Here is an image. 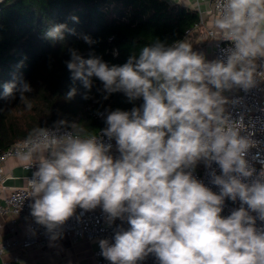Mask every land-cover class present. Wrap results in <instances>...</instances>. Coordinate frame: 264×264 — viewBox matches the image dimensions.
Masks as SVG:
<instances>
[{"label": "clouds", "instance_id": "1", "mask_svg": "<svg viewBox=\"0 0 264 264\" xmlns=\"http://www.w3.org/2000/svg\"><path fill=\"white\" fill-rule=\"evenodd\" d=\"M215 9L213 40L228 46L222 58L211 61L187 39L171 44L154 39L122 65L67 49L72 79L89 92L97 78L104 100L122 92L128 102L143 103L130 111L97 110L105 124L99 130L66 119L52 127L37 125L16 146L14 155L25 170L36 166L31 178L24 177L30 215L50 242L62 237L77 208L101 207L108 226L117 219L129 225L117 226L114 242L98 241L111 264H137L149 255L159 264H264V226L257 227V220L264 222V160L257 170L248 159L258 143L248 131L254 125L246 126L243 116L233 119L226 105L239 101L224 95L264 81V63H258L264 60V0H215ZM65 32L75 34L58 23L44 35L64 41ZM32 91L21 78L5 84L0 98L11 102L18 94L20 105L31 111L33 99L26 94ZM76 93L72 87L65 99ZM83 98L91 97L86 92ZM103 137L115 140L118 158ZM201 163L219 192L194 175ZM226 199L240 206L223 216Z\"/></svg>", "mask_w": 264, "mask_h": 264}, {"label": "trees", "instance_id": "2", "mask_svg": "<svg viewBox=\"0 0 264 264\" xmlns=\"http://www.w3.org/2000/svg\"><path fill=\"white\" fill-rule=\"evenodd\" d=\"M76 17L78 20H73ZM58 23L67 24L64 41L45 38L47 29ZM199 23L196 12L164 0H4L0 2V97L7 83L24 79L33 88L26 95L34 107L25 111L16 99L0 98V153L22 141L35 126H53L66 119L86 123L90 129H102L106 108L130 111L143 99L128 102L122 92L104 100L102 83L93 78L90 92L82 81L73 80L65 61L68 48L77 49L84 58L100 56L110 65H122L140 48L159 39L171 44L186 37ZM88 35L96 43L81 39ZM114 52L117 53L114 55ZM77 93L66 100L67 92ZM90 99L85 100V93Z\"/></svg>", "mask_w": 264, "mask_h": 264}, {"label": "built area", "instance_id": "3", "mask_svg": "<svg viewBox=\"0 0 264 264\" xmlns=\"http://www.w3.org/2000/svg\"><path fill=\"white\" fill-rule=\"evenodd\" d=\"M211 11L214 21L215 17L218 15L215 9V0H211ZM207 36L209 37L212 45V60L222 58L223 54L221 49L228 46L227 42L213 40L214 38H218V33H216L214 26L207 31ZM258 63H264V60L258 61ZM225 94L230 101H239L235 105L231 103L226 105L227 110L232 114V118L238 119L240 116H243L244 124L246 126L254 125V128L249 127L248 131H254L255 134L252 138L258 143L257 147L250 149L248 159L253 166L259 170L261 167L259 160H264V81H261L256 88L247 92L242 89H234L231 92H225ZM242 134L246 135L247 132L242 131ZM103 140L105 143L110 142L112 144L113 147L110 154L114 158H118L120 153L117 151L115 140L113 139L112 141H108L107 137H103ZM20 142L9 146L0 153V185H2L6 179L1 165L9 158H16L14 152L16 146ZM257 153H259L258 159L252 160V157L256 156ZM25 167L26 166L24 164L23 168ZM212 167L217 169V174L220 173V170L215 163H213ZM30 169H33L34 172L36 170V166L34 165ZM209 171L210 170L207 169L203 163H201L197 166L194 175L214 192H219V188L210 183ZM28 178H31V176ZM28 192L29 189L26 182L22 187L12 188L8 196L5 198V205L0 206V215L10 217V236L3 238L0 241V257H2L8 250L39 248L45 246L49 242V236L46 229L43 226L37 225L30 215L29 204L32 201L31 198L27 197ZM239 206V200L232 202L231 200L226 199L222 215H230L231 211ZM253 215L256 214L253 213ZM77 216L80 217L79 220H77ZM18 220L23 222V227L20 229L17 226ZM117 226H122L125 229L129 227L126 222H122L119 219H117L111 226H108L105 223V214L103 213L101 207L91 211H84L77 208L75 215L63 225L61 232L62 236L68 237L73 242H77L80 239L97 242L100 239H109L111 242H114L113 237ZM262 226H264V222L257 220V227ZM30 229L35 232V235L32 234ZM93 257L95 264H111L110 261L106 260L101 255L100 248L93 252ZM2 264L11 263L9 260H3ZM137 264H159V261L154 255H149L145 260L138 261Z\"/></svg>", "mask_w": 264, "mask_h": 264}, {"label": "crops", "instance_id": "4", "mask_svg": "<svg viewBox=\"0 0 264 264\" xmlns=\"http://www.w3.org/2000/svg\"><path fill=\"white\" fill-rule=\"evenodd\" d=\"M4 0H0L2 2ZM168 4L178 5L194 11L199 16V23L194 30L182 38L192 44L193 50L205 54L208 60H212V45L207 36V31L213 27V15L211 11V0H164ZM199 5V7H197ZM225 96H227L224 93ZM24 163L16 158H9L2 163V171L6 176L5 181L0 185V206L5 205V198L12 188H19L25 185L24 177L32 176L33 169L28 171L23 168ZM97 207L96 209H98ZM17 226L23 227L21 220ZM10 217L0 215V241L10 236ZM50 244L52 246H50ZM99 248L97 241L80 239L77 242L71 241L68 237L62 236L54 242H49L39 248L27 250L12 249L0 257V264L3 260H9L11 264H95L93 252Z\"/></svg>", "mask_w": 264, "mask_h": 264}]
</instances>
